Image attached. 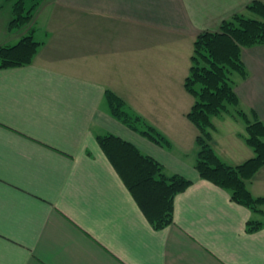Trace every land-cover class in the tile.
I'll return each mask as SVG.
<instances>
[{
	"label": "crops",
	"instance_id": "crops-1",
	"mask_svg": "<svg viewBox=\"0 0 264 264\" xmlns=\"http://www.w3.org/2000/svg\"><path fill=\"white\" fill-rule=\"evenodd\" d=\"M254 1L27 0L32 21L11 29L12 4L0 0V46L27 36L40 44L30 65L0 69V264H264V226L249 230L264 222V205L256 213L201 178L185 88L197 37ZM243 61L239 109L264 123V46L244 49ZM107 91L171 147L114 118ZM213 123L225 164L255 157L234 112ZM106 134L192 182L175 197L171 225H151L99 145ZM247 186L264 197V167Z\"/></svg>",
	"mask_w": 264,
	"mask_h": 264
},
{
	"label": "trees",
	"instance_id": "trees-1",
	"mask_svg": "<svg viewBox=\"0 0 264 264\" xmlns=\"http://www.w3.org/2000/svg\"><path fill=\"white\" fill-rule=\"evenodd\" d=\"M7 1L12 4L10 28L27 26L33 19L32 10L26 7L27 0ZM248 10L256 17L235 15L222 23L220 31H204L197 37L185 88L195 98L188 119L199 130L196 163L199 175L230 191L236 203L263 214L264 197H254L247 182L264 167V123L255 112L253 119H250L239 109L240 99L232 79L233 73L247 77L243 50L264 46V0H255ZM39 46L32 36L24 37L14 46H0V69L30 65ZM106 99L111 115L118 121L158 146L171 147L170 141L156 128L131 113L121 97L107 91ZM232 107L246 122V141L256 154L237 167L225 164L211 145L215 130L213 117L231 113ZM98 142L151 225L155 229L171 225L175 197L190 187L192 182L178 174L168 176L158 160L119 136L102 135L98 137ZM263 226V221L249 222L250 231Z\"/></svg>",
	"mask_w": 264,
	"mask_h": 264
},
{
	"label": "rangeland",
	"instance_id": "rangeland-1",
	"mask_svg": "<svg viewBox=\"0 0 264 264\" xmlns=\"http://www.w3.org/2000/svg\"><path fill=\"white\" fill-rule=\"evenodd\" d=\"M5 1H7V0H3V2H5ZM28 3H31V0H28ZM28 3H27V5H28ZM28 7V6H27ZM246 16L247 17H253V18H255L256 16L253 14V13H251L250 11H248V12H246ZM180 67H181V64H180ZM187 72H188V69H187ZM239 79L240 77L238 76V74H236V73H233V75H232V79L235 81L236 79ZM191 99H192V101H193V98L191 97ZM231 109V112H234V114H236V116L238 117V120L241 122V123H239L238 125L239 126H242V127H245L246 126V123H245V121H244V119L243 118H241L240 116H238L237 115V112H235V108H230ZM235 124V123H234ZM238 125H234L232 128H230V129H235V128H238L239 129V126ZM223 128V130H227V129H229V128H227V126H223V127H221V129ZM260 220H264V217H262V216H260V218H259Z\"/></svg>",
	"mask_w": 264,
	"mask_h": 264
}]
</instances>
